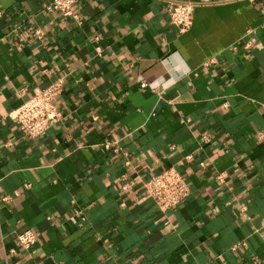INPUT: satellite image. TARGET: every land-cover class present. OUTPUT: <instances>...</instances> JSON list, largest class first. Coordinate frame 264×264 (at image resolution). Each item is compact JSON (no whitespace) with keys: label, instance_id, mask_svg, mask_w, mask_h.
<instances>
[{"label":"crops","instance_id":"0c3cea01","mask_svg":"<svg viewBox=\"0 0 264 264\" xmlns=\"http://www.w3.org/2000/svg\"><path fill=\"white\" fill-rule=\"evenodd\" d=\"M167 1L0 0V264H264V0H190L186 32ZM59 77L26 136L11 112ZM170 166L190 194L161 213L142 181Z\"/></svg>","mask_w":264,"mask_h":264},{"label":"built area","instance_id":"2783aa9c","mask_svg":"<svg viewBox=\"0 0 264 264\" xmlns=\"http://www.w3.org/2000/svg\"><path fill=\"white\" fill-rule=\"evenodd\" d=\"M247 1L253 2L255 0ZM78 2L79 0H49L46 8L64 17L77 18L78 15L74 8ZM195 5L196 3L190 0H169L166 2L165 12L169 21L179 32H186L191 28ZM33 35L36 38H41L43 32L40 28H37L34 30ZM94 41L99 43L96 46V52L100 55L102 53L101 35L95 34ZM63 91L64 79L62 77L54 79L46 87L36 89L28 99L16 107L10 114L11 119L26 136L30 138L38 137L61 118V112L57 106V97ZM203 140L207 141L208 135H204ZM104 146L109 148L110 143L106 142ZM215 178L218 184L225 182L224 173H219ZM142 187L161 213L179 206L190 194L188 182L182 172L174 166L166 167L158 173L148 175L143 179ZM9 199L10 197L6 195L2 200L7 201ZM17 240L19 247L31 250L38 241V235L34 230L26 228L17 233ZM239 245H245V242L237 243L234 248ZM254 261L257 262V259H254Z\"/></svg>","mask_w":264,"mask_h":264}]
</instances>
